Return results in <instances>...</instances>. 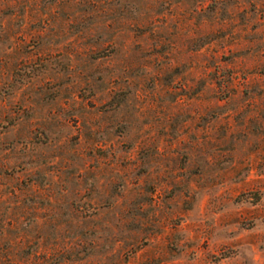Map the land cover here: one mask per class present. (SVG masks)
Returning a JSON list of instances; mask_svg holds the SVG:
<instances>
[{"label": "rangeland", "instance_id": "obj_1", "mask_svg": "<svg viewBox=\"0 0 264 264\" xmlns=\"http://www.w3.org/2000/svg\"><path fill=\"white\" fill-rule=\"evenodd\" d=\"M0 264H264V0H0Z\"/></svg>", "mask_w": 264, "mask_h": 264}]
</instances>
